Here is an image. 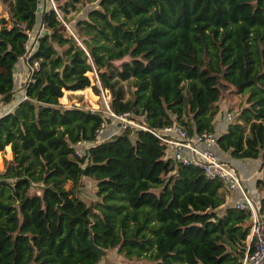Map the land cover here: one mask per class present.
<instances>
[{"label": "trees", "instance_id": "1", "mask_svg": "<svg viewBox=\"0 0 264 264\" xmlns=\"http://www.w3.org/2000/svg\"><path fill=\"white\" fill-rule=\"evenodd\" d=\"M4 1L0 104L13 100L18 58L36 66L24 96L0 114V150L11 155L0 170V264H97L90 239L124 264H239L252 247L249 211L223 206L221 180L173 159L147 128L214 132L230 85L244 104L215 146L264 164V0H54L60 12L42 10L29 54L38 0ZM76 2L94 5L73 20ZM85 87L147 128L126 127L75 154L106 118L59 101ZM82 177L94 186L88 202L73 190ZM257 203L264 230V195Z\"/></svg>", "mask_w": 264, "mask_h": 264}, {"label": "built area", "instance_id": "2", "mask_svg": "<svg viewBox=\"0 0 264 264\" xmlns=\"http://www.w3.org/2000/svg\"><path fill=\"white\" fill-rule=\"evenodd\" d=\"M51 6L58 14L52 1ZM28 34L30 33L28 32ZM26 51L27 54L31 52L27 43ZM35 66V60L31 64L25 62L27 75ZM102 112L113 121L112 129L106 131L105 121H101L95 129L92 140H79L74 143L73 150L75 154L82 155L89 145L126 127L147 128L130 111L114 112L109 109L106 103ZM224 117L227 122L231 119V114L226 112ZM147 129L166 144V149L169 150V154L173 159L185 163H195L201 167L206 175L217 177L221 180L227 190L238 191L239 196L234 200L233 205L249 211V226L246 238L248 243L252 242L251 249L244 252L239 264H264V230L258 213V203L244 188L241 176L237 170L214 151L210 150L208 145H215L216 133L203 130L187 135L186 131L176 123Z\"/></svg>", "mask_w": 264, "mask_h": 264}, {"label": "rangeland", "instance_id": "3", "mask_svg": "<svg viewBox=\"0 0 264 264\" xmlns=\"http://www.w3.org/2000/svg\"><path fill=\"white\" fill-rule=\"evenodd\" d=\"M47 1L49 5L51 4V1L53 2L54 6L56 5V2L54 0ZM76 5L78 6V9H71L67 13V15L73 18V20L78 17L84 16L87 8L94 5V3L83 2L80 4L79 2H76ZM7 8L8 7L6 2L4 0H0V14H7ZM56 9L58 12H60L57 7ZM22 58L25 61V57L22 56ZM92 74L93 73H91V77ZM14 87H17V85ZM59 101L64 105H78L84 108L102 112V110L105 109V104L107 103V96L102 91L96 94L90 87H85L81 90L64 91L63 95L59 98ZM242 104H244V95L237 93L230 85H226L216 102L218 111L213 118V122L217 123L218 121H223L222 118L225 120L224 114L226 112H229L231 114V118H233L238 108ZM1 107L2 104H0V108ZM4 109L6 108H2L0 111ZM104 117H106L105 124H108L111 119H109L106 115ZM167 151L169 152V150ZM10 156L9 146L6 145L3 150H0V170L4 167L5 161L9 159ZM65 186H68V183H66ZM73 190L75 191L76 195L85 202H88L95 198L93 182L86 177H82L79 183H77V185L73 187ZM108 261H113L118 264L125 263L123 257L120 254H117L114 249H107V251L100 257L97 264H105Z\"/></svg>", "mask_w": 264, "mask_h": 264}, {"label": "crops", "instance_id": "4", "mask_svg": "<svg viewBox=\"0 0 264 264\" xmlns=\"http://www.w3.org/2000/svg\"><path fill=\"white\" fill-rule=\"evenodd\" d=\"M49 6L47 0H38L37 10L35 15V22L32 29L28 34V48L32 51L36 45L35 37L43 31V26L41 23V13L42 10L46 9ZM25 59V58H24ZM25 62L22 56L18 58L15 62L13 70H14V97L13 100L6 105L2 104V108H6L0 111L2 112L8 111L12 108V106L16 103L17 100L24 96L23 83L27 79L28 75L25 69ZM17 81H16V80ZM22 83V84H21ZM223 121H218L217 123L213 122V131L217 134L222 131L226 126V121L222 118ZM113 127V121L110 120L108 124H106V131L111 130ZM217 130V131H215ZM210 150L214 151L219 157L226 160L230 165H232L239 175L241 176L244 188L248 191V193L258 202L260 196L264 195V188L256 187V179L261 177L264 174V164L261 162L259 157L256 158H234L230 157L228 152H224L219 150L215 145H208ZM169 153V152H168ZM239 196L237 190H226L225 201L223 206L232 205L234 200Z\"/></svg>", "mask_w": 264, "mask_h": 264}, {"label": "water", "instance_id": "5", "mask_svg": "<svg viewBox=\"0 0 264 264\" xmlns=\"http://www.w3.org/2000/svg\"><path fill=\"white\" fill-rule=\"evenodd\" d=\"M89 246L91 249L97 253L98 257L100 258L106 251L107 249H102L100 247H97L95 244H93L92 240L90 239L89 241Z\"/></svg>", "mask_w": 264, "mask_h": 264}]
</instances>
